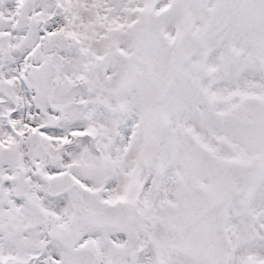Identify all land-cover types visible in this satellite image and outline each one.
I'll return each mask as SVG.
<instances>
[{
    "label": "snow or ice",
    "instance_id": "1",
    "mask_svg": "<svg viewBox=\"0 0 264 264\" xmlns=\"http://www.w3.org/2000/svg\"><path fill=\"white\" fill-rule=\"evenodd\" d=\"M0 264H264V0H0Z\"/></svg>",
    "mask_w": 264,
    "mask_h": 264
}]
</instances>
